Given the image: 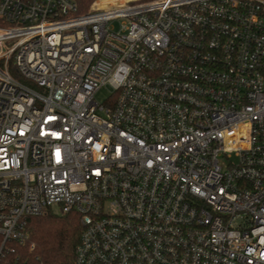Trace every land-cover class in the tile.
Masks as SVG:
<instances>
[{"label":"built area","instance_id":"1","mask_svg":"<svg viewBox=\"0 0 264 264\" xmlns=\"http://www.w3.org/2000/svg\"><path fill=\"white\" fill-rule=\"evenodd\" d=\"M83 4L0 0V258L51 212L73 264H264V0Z\"/></svg>","mask_w":264,"mask_h":264},{"label":"trees","instance_id":"2","mask_svg":"<svg viewBox=\"0 0 264 264\" xmlns=\"http://www.w3.org/2000/svg\"><path fill=\"white\" fill-rule=\"evenodd\" d=\"M76 2L83 10L86 0ZM29 231V241L23 246L12 244L14 253L4 254L0 264H73L80 234L76 214L47 212L30 220Z\"/></svg>","mask_w":264,"mask_h":264},{"label":"rangeland","instance_id":"3","mask_svg":"<svg viewBox=\"0 0 264 264\" xmlns=\"http://www.w3.org/2000/svg\"><path fill=\"white\" fill-rule=\"evenodd\" d=\"M13 75H15L13 72H12ZM111 95V91L109 89H106V88H102L101 90H99L96 94H95V100L98 102V103H104L107 98ZM230 161L232 163L235 162V158L234 157H231ZM224 163L226 162H223V161H220V165L221 166H224Z\"/></svg>","mask_w":264,"mask_h":264}]
</instances>
